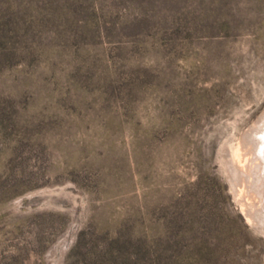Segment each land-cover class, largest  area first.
I'll return each instance as SVG.
<instances>
[{
	"label": "rangeland",
	"instance_id": "rangeland-1",
	"mask_svg": "<svg viewBox=\"0 0 264 264\" xmlns=\"http://www.w3.org/2000/svg\"><path fill=\"white\" fill-rule=\"evenodd\" d=\"M263 134L264 0H0V264H264Z\"/></svg>",
	"mask_w": 264,
	"mask_h": 264
},
{
	"label": "bare ground",
	"instance_id": "bare-ground-1",
	"mask_svg": "<svg viewBox=\"0 0 264 264\" xmlns=\"http://www.w3.org/2000/svg\"><path fill=\"white\" fill-rule=\"evenodd\" d=\"M262 132V131H261ZM259 138V137H258ZM256 148H257V151L256 152H258V153H256V154H260V153H264V134L262 135V141H261V143L260 142H258L257 143V146H256ZM254 156H256V155H254ZM258 156V155H257ZM260 156V155H259ZM258 156V157H259ZM257 157V158H258ZM261 157V156H260ZM261 159H262V157H261ZM263 160V159H262ZM261 161V160H260ZM258 164V169H259V171L261 170V172L263 171V168H264V164L263 163H257ZM255 166H257V165H255ZM256 169V168H255ZM260 172V174H262ZM261 177L263 178V176L261 175ZM264 179V178H263ZM264 181V180H263Z\"/></svg>",
	"mask_w": 264,
	"mask_h": 264
}]
</instances>
